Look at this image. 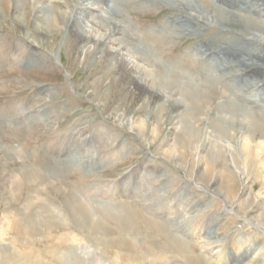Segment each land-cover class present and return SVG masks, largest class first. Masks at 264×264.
Here are the masks:
<instances>
[{
	"label": "rangeland",
	"instance_id": "obj_1",
	"mask_svg": "<svg viewBox=\"0 0 264 264\" xmlns=\"http://www.w3.org/2000/svg\"><path fill=\"white\" fill-rule=\"evenodd\" d=\"M3 1L0 0V261L25 264L26 255L31 254L42 264H139L143 258L134 255L136 251L141 255L151 252L161 259L169 254L179 264H185L177 252L183 247L195 258L214 264H264V227L248 220L252 209L264 204V149L262 154L257 153L264 130L252 126L254 120L264 119V91L251 79L241 82L243 72L238 71L223 79V84H232L236 91L229 97L216 85L202 84L195 73H180L167 64L174 57L191 55L204 41L213 40L209 31L216 23L203 24L197 37L175 43L177 47L165 43L163 51L167 55L157 63L159 67L133 63L131 52L124 51L132 61L122 68L103 53L106 49L113 51L115 45L95 50V43H91L78 50L68 45L72 38L68 34L40 39L32 30L36 14L30 20L23 15L7 17L1 9ZM76 1L33 0V6L45 9L46 17L56 22L60 13H72ZM180 1L199 16H211L214 9L210 5L219 10L226 8L216 0ZM65 2H71V6H61ZM142 2L149 0H136L134 4ZM171 2L166 9L152 11L150 18H136L127 4L121 6L125 13L118 22L131 35L132 44L138 45L140 32L149 26L155 27L158 35L162 24L173 23L178 16L174 6L180 4ZM251 2L241 16L254 24V30L264 38V0ZM82 16L79 10L72 14L75 21L82 22ZM92 22L101 25L91 17L90 23L85 21L81 27L91 26ZM224 32L225 29H216L217 35ZM233 32H227L222 43L234 36L244 41ZM103 34L94 36L100 39ZM117 40L121 43L124 37ZM71 42L76 44L74 39ZM256 42L253 43L264 68V47ZM103 59L108 60L106 64ZM185 59L193 62L195 69L208 67L205 60ZM124 71L139 80L143 77L138 74L141 71L145 76L139 83L146 84L147 90L142 93L132 85L123 76ZM193 93L201 99H189ZM222 106L231 112H220ZM138 121H144V125ZM244 137L253 140L248 154L242 148ZM62 147L66 148L64 154ZM66 159L78 160V166L65 168ZM38 170L52 178L33 180L32 186L20 183L18 178L9 179L17 173ZM8 179L19 182L12 186H17V191L5 192L3 185ZM71 192L86 201L93 215L106 225L102 226L106 247L95 243L73 220L46 224L50 221L48 214H68L66 200ZM248 192L254 202L251 211L247 210L248 203L242 208L238 205ZM125 200L141 205L155 228L128 221V214L121 208ZM46 207H50V213ZM32 221L37 229L32 225L25 235L23 229ZM62 236L67 238L52 258L48 238ZM166 237L174 240L168 244ZM120 239L128 244L121 248ZM151 243L158 246L153 245L157 251L149 250ZM242 256H247L248 263ZM152 258L144 257L145 264H151Z\"/></svg>",
	"mask_w": 264,
	"mask_h": 264
},
{
	"label": "bare ground",
	"instance_id": "obj_2",
	"mask_svg": "<svg viewBox=\"0 0 264 264\" xmlns=\"http://www.w3.org/2000/svg\"><path fill=\"white\" fill-rule=\"evenodd\" d=\"M36 1L41 2L44 0H36ZM219 1H221L223 6H225L226 8H221L222 10H219L218 8H216V6L213 7V5L212 6L210 5V8L214 9V13L211 14V16H209V14L205 15V13L202 12L203 13L202 16H199L197 14H192V11L188 7V5L186 3H184L183 1H180V0H173L172 2L170 0H149V3L143 4L144 2H142L138 5H137V3L134 4V2H136V0H128L127 2L125 0H77L76 3L73 5V7H71L72 13H69V14L60 13V16H57L56 22H52V20L50 18L46 17L45 9L40 10L39 8L35 7L36 4H34V6H33V0H14V3L12 1L9 2V0H4L2 2L3 8H1V9H2L3 14H5L7 17L20 18V16L23 15L25 17V19H27V20H30V18L34 15L33 13H35L36 18H35L34 24L32 25V30L35 33V35L40 39L41 38H43V39H47V38L56 39V38H58V36L60 34H68V36L70 35L72 37L70 42L68 43V45L72 46V48L78 47L77 48L78 50L82 49L81 48L82 46L84 48L88 44H91V43H95V48H94L95 50L98 47L104 48V46L106 44L107 45L113 44L116 46V48L113 49V51L103 49L104 50L103 53L106 54V56L108 57L107 59H112L113 61L117 62L118 64H121L122 68L124 66H127V64L132 61V59L129 61L126 58V56H124V54H123L124 51L125 52H131V55L133 56L132 57L133 63L139 62V63L151 65L153 67H155V65H157L159 67V65L157 63L159 61H161V59H165L164 57H166V55H167V54L165 55L164 54L165 52L163 51L167 47V46L166 47L164 46L165 43H167V44L170 43L171 46L173 45V46L177 47V44H175V43H179L183 40H187V39H190L193 37H197V32L200 30V28L202 27L203 24L210 25L211 23H216V26L209 31L210 32L209 34L213 35V40L204 41L203 44L198 46L199 50L194 49V51L191 52V55L184 56L182 58L174 57L171 60H169L167 62V64L172 66L178 72L182 71V72L195 73L196 78L202 79V84L204 82L205 83L207 82V83H209V85L210 84L216 85L217 86L216 88L219 89L223 93V95H228L229 97H232L234 94H236V91H235L234 86L232 84H230V83L223 84L222 83L224 81L223 79H226L227 77H229L230 74L237 73L238 71L243 72V73H241V76H242V78L240 79L241 82L244 83V82L251 79V80H253L254 84L259 85L263 89L262 91H264V68L260 65L261 54L258 52L256 44L253 43L254 40H258V43H261V45L264 47V38H262L260 36V34H258V32L254 30V28H256V26L254 24H251L249 22L244 21L243 16H241L242 12L247 11L249 9L248 5L252 4V2H251V0H216L217 3ZM252 1L257 2V1H261V0H252ZM169 2H171L172 5L173 4L174 5L180 4L178 6H174L175 8L173 10L176 11L178 16L175 17V19L173 20V23L172 24L168 23L166 25L162 24V27H161L162 30L159 32L158 35H156V33L153 30V29H155V27L149 26L146 30L140 32L141 36H140V39H139L140 42L138 43V45L132 44L131 39L129 38V36H131V35H129V33L125 29H123V27L119 24L120 22H118L119 18H122L123 13H125V12H123L121 6L124 4H127V6H129V8H130L129 10L133 11V16L136 18H150L152 11H154L158 7L166 9V7H167L166 5ZM64 5L65 6H71V2H65V4H63L61 6H64ZM61 6L59 5L60 8H61ZM97 6L99 7L98 10L95 9ZM78 10L82 11V14H83L82 22L79 20L75 21L72 18V14L74 12H77ZM95 11H97L98 13H96ZM193 11H195V10H193ZM102 14H105V16H102ZM215 14H216V16H214ZM91 17H93V18L96 17V19L101 22V25L93 24L94 22H92L90 24L91 26H86L83 29L81 27V23L84 24L85 21L90 23ZM27 22H29V21H27ZM121 23H124V22L122 21ZM104 27L107 28V30L104 31L103 30ZM218 28L225 29L224 35H219V34L217 35L216 34V29H218ZM51 29H53V30H51ZM87 29H90V31H88ZM229 31H234L233 34L239 35L246 42L240 41V39H237V36H234L233 40L228 41V43L227 42L222 43V41L225 40L226 37H228V35L226 33ZM100 33H102V34L104 33L103 37L101 35L102 38L97 39L94 36V34L98 35ZM207 35L208 34H206V36L203 38H206ZM120 36L124 37V40L121 43L119 42L120 40H117V37H120ZM184 38H186V39H184ZM72 39H74L76 44H72V42H71ZM114 43H117V44H114ZM222 44L225 46H222ZM122 45H123V47H121ZM125 48H128V49H125ZM254 53H257V54H254ZM185 57L193 58V59L195 58V60L196 59H200L202 61L205 60V63L206 64L208 63V67L206 69L205 68L195 69L193 67L194 63L191 62L190 60L188 62V60L185 59ZM102 61L104 64H106L108 60L103 59ZM184 63L189 64L190 65V66H188L189 68L187 66L183 65ZM237 64H238V66H237ZM219 69H220V73H217V71ZM233 69H235L236 71ZM128 72H130V71H124V73H123V76L126 78V80H128L135 87L140 88V91L142 93L145 90H147L146 84L141 85L139 83L141 78L143 79L145 76L143 73H141V71L138 73L141 76H143V77H140V80ZM244 72H245V75H244ZM210 73H213L211 76V79L209 78ZM146 81H147V79H146ZM234 83H235V81H234ZM149 93L150 92L148 91L147 95ZM199 97H200V95L193 93L188 98L189 99L191 98L194 100V99H198ZM199 99H201V98H199ZM37 104H39V103H36L34 105H37ZM205 104L206 103H204V105ZM201 107H203V106H201ZM221 108L222 109L220 110V112L221 111L231 112L223 106ZM255 108H256L255 110L258 109V107H255ZM234 109H236V108H234ZM138 123L140 124V126L144 125V121H141V122L138 121ZM252 126H253V129L264 130V119L261 118V119L256 120V121L254 120ZM176 140H177V138H176ZM252 143H253L252 139H250L249 137H244L243 142H242V148H243V151L245 153L248 154L250 152V147H251ZM257 147L259 149V152L256 151L258 153V155L262 154L263 149H264V138H261L260 142L257 144ZM62 148H64V147H62ZM65 150H66V148H64L62 150L61 154H64ZM80 157L78 159H80ZM202 160H203L202 163L205 165L204 157L202 158ZM52 163H54V162H52ZM57 163H59V162H57ZM77 164H78V160H75V161L72 160L71 161V160L66 159L64 161V167L65 168L71 167V169H72L73 166L77 167L78 166ZM57 165H58L57 168H59L60 167L59 164H57ZM37 167H40V165H37ZM37 167H36V169H37ZM53 168H55V166ZM42 172L40 170H38L36 172L28 171L26 173H20V174L17 173V175L15 174V175L11 176L9 179L13 180L14 178H18L20 183L24 182L26 185H30V183L33 180H36V181L40 180L41 181V180H44L45 178H48V179L52 178V177H46L47 175H44ZM222 174L224 175V173H222ZM223 175H222V177H223ZM9 179L6 180V182L3 185L5 192L13 189L12 186L15 183V180H14V182H10ZM19 182L15 183V184H17V186H18V185H20ZM34 184L35 183H33V186H34ZM22 185H24V184H22ZM30 186H32V185H30ZM16 187L13 189V192H14V190L17 191ZM33 191H35L34 188H33ZM74 191H76V190H74ZM13 192H11V193H13ZM123 193L126 194V192H124V191H123ZM80 198L81 197H78V195H76V193L71 192L69 198L66 200V206L69 209L67 212L68 214L63 215L60 212L58 214V216H51V217L48 214V217H49L48 220H50V221H46V224L50 225V224H54L56 221L57 222H59V221H61V222L65 221L66 222V221H69V219L73 220L81 229H83V231L88 232V234L92 236V239L94 240L95 243H97L100 246L106 247L105 239L103 238V233H102V231H103L102 226L105 227L106 225L102 224L96 215H93L94 213L91 212L93 210H90L89 206L85 203L86 201L84 202ZM109 198H111V197H109ZM252 200H253L252 199V193L251 192L246 193L245 196H242L238 201L239 208H242L244 206V204L248 203L250 205V208H248L247 210L251 211V208H252L251 206L254 203V202L252 203ZM39 201H41V200H39ZM122 201H121V203H122ZM128 201L129 200H127V202ZM27 203H31V201H29ZM42 204H44V203H42ZM50 206H53L55 208V210H59V208H57V206L55 204H50ZM140 206H138L133 201H132V203H126V200H125V203L123 202L122 207L121 206L120 207L124 210V212L126 214H128V217H129L128 221L139 222V223L144 222V224L147 226V228H150V229H151V227L155 228L153 226V224L151 223V221L148 220L144 216V214H146L145 210H143ZM42 207H43V205H42ZM49 208L46 207V209L45 208L44 209L47 211V209H49ZM43 213L45 215L46 212H43ZM48 213H50V212H48ZM55 213H56V211H55ZM30 214H31V211H30ZM41 218H42V216L38 219L40 220ZM46 218H44V219H46ZM248 220L251 221L252 223H258L260 226L264 227V204L258 205L257 208L252 209V213L248 217ZM34 221H36V220H34ZM41 221H43V220L41 219ZM36 222L38 225L40 224L39 226L42 225L40 222L39 223H38V221H36ZM36 222L32 221L31 224H26L25 228L23 229L25 235H27L26 231H28L32 225L36 226V229H37L38 225L36 224ZM1 228L3 229V225ZM123 229H125V225H123ZM120 235L122 236V234H120ZM158 235H159V233H158ZM52 238H54V237H52ZM66 238H67V236H62L60 238L55 237L54 239L48 238L50 241V244H51L50 252H48L49 256H51L52 258L56 257L55 256V250H57V248L60 247L61 243H63L64 239H66ZM71 240H72V238H71ZM127 240H126V242H127ZM129 240H131V239L129 238ZM166 240L168 241V244H169V242L171 243V241L174 239L171 240L170 238L166 237ZM117 242H118V240H117ZM118 243L121 246V248L123 246L125 247L126 244H128V242L125 244L122 240H121V242H118ZM153 245L155 246L156 244L151 243L150 244L151 247L149 248V250L150 251H152V250L157 251L153 247ZM182 246H183V244H182ZM179 247H180V245H179ZM130 248H132V247H130ZM60 249H62V247ZM174 249L175 248L172 245L171 251H174ZM133 251H135V249H133ZM10 252H11V250H10ZM177 252L180 253L181 256L184 257L185 264H214V263H211L210 261H206L205 259L202 260L199 258L197 259V257L195 258L194 256L190 255L187 251H184L183 247H180L179 249H177ZM150 253H145L144 255L143 254L141 255L135 251L134 255H137L138 257L142 256L143 260L141 262H139V264H145L144 257H147L148 255L153 257L151 264H179V262L175 261L173 258H171L169 256V254H167L163 259H161V258L155 257L153 254H150ZM87 254H90V253H87ZM84 256H85V254H84ZM247 256H242L243 262L247 261V259H248ZM177 257H179V256H177ZM10 259H11L10 261H12L14 258L11 257ZM250 259H252V258H250ZM26 260L27 261L25 262V264H42L40 259L35 260L31 254L26 255ZM33 260H35V262H33ZM251 262H252V260H251ZM237 263H238V261H237ZM246 263H248V262H246ZM1 264H3V263L1 262Z\"/></svg>",
	"mask_w": 264,
	"mask_h": 264
}]
</instances>
